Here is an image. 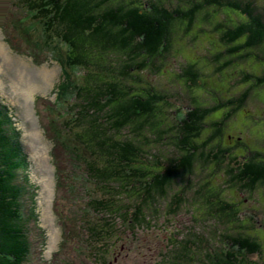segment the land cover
<instances>
[{
	"label": "trees",
	"instance_id": "16d2710c",
	"mask_svg": "<svg viewBox=\"0 0 264 264\" xmlns=\"http://www.w3.org/2000/svg\"><path fill=\"white\" fill-rule=\"evenodd\" d=\"M22 2L45 32V41L40 40L34 47L51 48L54 42L60 41L68 49L61 47L65 54L57 48L52 50L58 56L50 51L38 52V55H52L61 65V87L65 94L64 101L43 113L53 133L47 125L46 131L53 135L56 148H60L58 141L61 142V133L54 129L58 115L59 121L64 120L67 125L73 123L72 127L63 125L62 128L72 133L74 143L92 152L88 175L96 189L101 188L107 194L105 198L90 201V211L97 217L91 246L97 263L110 264L117 219L123 224L131 222L134 227L142 226L146 220L154 223L158 215L154 198L167 199L174 183L192 177L199 163L222 165L226 159L231 166H238L235 177L244 183L245 191L254 193L264 189V145L260 146L264 139L257 149H250L247 136L244 142L239 140L240 158L232 152L238 147L237 141L233 143L226 138L227 147H222L224 141L221 140L231 115L243 111L253 91L264 88V5H257L256 0H204L195 5L185 2L188 6L175 8H170L163 0ZM205 5L214 7L217 11L214 14H227L224 22L214 26L224 50H217L214 59L225 61L216 72L225 67L238 69L243 82H248L247 88L232 100L218 101L214 106L207 107L205 101L192 98L187 116L173 118V125L167 110L168 105L171 106L170 95L153 85L144 86L140 74L146 70L158 72L156 62L170 54L173 36L182 28L188 33ZM14 6L19 9L21 4ZM210 16L214 15L203 19ZM13 25L17 29L18 20ZM21 25L26 24L21 22ZM29 52L36 56V51L30 49ZM247 63L251 67L248 71L244 68ZM198 65L186 66L184 80L189 81L191 87L198 86L201 75ZM79 72L83 75L82 85L73 81V73ZM74 84L69 95L70 85ZM218 111H223L220 119L213 117ZM5 112L1 106L0 264H24L31 244L23 214V183L27 179H22L20 174L27 176L28 162ZM210 117L218 120L205 129L204 121ZM149 134L156 138L153 146ZM171 140L173 149L167 147ZM61 168L60 177L66 180ZM76 178L80 182L79 177ZM210 180L202 189L204 196L198 198L200 205L217 206L216 216L225 217V226L232 229L225 232L227 245L223 243L224 248L207 252L204 264H253L251 257L264 254V238L257 234V221L243 216L244 205L224 199L216 189L209 190ZM189 188L190 185L180 190L177 197L170 198L172 212L184 207ZM202 243L203 239L200 245ZM180 249L181 264H200L196 262V248L191 249L188 239L180 244ZM198 252H202L201 246Z\"/></svg>",
	"mask_w": 264,
	"mask_h": 264
},
{
	"label": "rangeland",
	"instance_id": "374dc122",
	"mask_svg": "<svg viewBox=\"0 0 264 264\" xmlns=\"http://www.w3.org/2000/svg\"><path fill=\"white\" fill-rule=\"evenodd\" d=\"M163 1L170 8H175L188 6L185 2L195 5L204 0ZM256 2L259 6L264 5V0ZM22 3V0H0V107L6 109L5 113L11 119V126L28 162L27 176L20 174L22 179H27L22 182L23 214L31 244V252L24 264H100L94 260L91 252L96 216L90 211V201L105 198L107 194L101 188L96 189L94 180L88 175L92 152L83 148L84 145L77 146L74 143V136L62 128L67 124L64 120L59 121L58 115L54 129L61 133L62 143L58 141L60 148H56L51 134L53 130L47 122V115L41 110L43 103L52 106L56 89L63 83V77L61 67L53 56L46 53L38 55V52L50 51L57 55L52 50L57 48L65 54L61 47L67 51L68 49L60 41L54 42L51 48H35L34 44H40V40L45 41V32ZM14 4H21V7L16 9ZM202 12L188 33L182 28L173 36L170 54H166L164 60L156 62L158 72L146 70L140 74L144 86L153 85L170 95L168 102L171 106L168 105L167 110L173 125V118L187 116L192 98L205 101L207 107L214 106L215 102L232 100L247 88L245 84L248 82H243V75L238 69L225 67L216 72V68L223 66L225 61L216 62L214 59L217 50L224 51L221 36L214 30V26L220 21L224 22L227 14H214L217 12L215 8L207 5ZM209 15L214 16L203 19ZM17 20L16 29L13 24ZM21 22L26 25L22 27ZM21 37L26 40L25 43ZM30 49L36 51V56L30 54ZM221 53L224 55V52ZM194 63H199L197 70L201 75L198 86L191 87L190 82L184 80V73L186 66ZM244 66L246 71L251 68L248 63ZM82 76L80 72L73 73V81L82 85ZM75 86L76 84L70 85L69 95ZM242 109L243 111L233 113L224 127L222 147L227 146V136L234 140L233 143L238 139L243 142L246 139L250 149H257L264 139V88L253 91ZM213 117L222 118L223 111L216 112ZM213 117L204 121L205 129L218 120ZM46 125L51 133H47ZM72 125L70 123L67 126ZM148 138L153 146L155 136L149 134ZM172 140L167 146L170 149L174 146ZM263 145L264 140L260 146ZM240 147L232 151L239 154L238 158L241 156L238 150ZM211 163H199L192 177L189 176L184 182L183 179L182 182L177 180L169 189L167 199L154 198L158 208L154 223L146 220L142 226L134 227L131 222L123 224L122 220L117 219V236L113 235L110 264H181L180 244H185L187 239L191 243V249L196 248V262L200 264L206 262L207 252L224 248L223 243L227 245L225 232L231 231L232 227L228 229L229 225L225 226V217L216 216L217 206L204 208L198 199L204 196L202 189L210 179L208 189H216L224 199L244 205V211H241L243 216L257 221V234L264 238V199L261 198L264 197V189L249 193L244 190V183L235 177L238 166H231L226 159L222 165L214 166ZM62 166L68 174L65 177L67 181H62L60 177ZM76 177H79L80 182ZM189 185L184 207L172 212L170 198L177 197L180 190ZM203 208L207 209L205 213ZM196 234L199 237H194ZM202 239L203 243L200 245ZM199 246L202 252H198ZM191 256L193 257L192 253ZM256 257L257 255L251 257V260L255 261Z\"/></svg>",
	"mask_w": 264,
	"mask_h": 264
},
{
	"label": "flooded vegetation",
	"instance_id": "af4514ba",
	"mask_svg": "<svg viewBox=\"0 0 264 264\" xmlns=\"http://www.w3.org/2000/svg\"><path fill=\"white\" fill-rule=\"evenodd\" d=\"M228 138V140H231L232 142L234 141L230 136H228L227 137ZM239 138V137H238ZM238 138H236V139H238ZM239 140H241V139H238L237 140V143L235 144L236 145V147L239 145ZM238 144V145H237ZM243 144V143H242ZM227 147V146H226ZM253 261V264H264V254L263 253H260L259 255H257V257L255 258V261L254 260H252Z\"/></svg>",
	"mask_w": 264,
	"mask_h": 264
}]
</instances>
